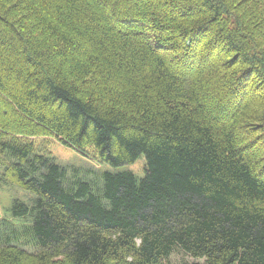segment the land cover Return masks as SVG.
Segmentation results:
<instances>
[{
    "label": "trees",
    "instance_id": "16d2710c",
    "mask_svg": "<svg viewBox=\"0 0 264 264\" xmlns=\"http://www.w3.org/2000/svg\"><path fill=\"white\" fill-rule=\"evenodd\" d=\"M131 2L0 0V168L34 197L0 264H264V0ZM34 137L144 176L93 190Z\"/></svg>",
    "mask_w": 264,
    "mask_h": 264
},
{
    "label": "rangeland",
    "instance_id": "374dc122",
    "mask_svg": "<svg viewBox=\"0 0 264 264\" xmlns=\"http://www.w3.org/2000/svg\"><path fill=\"white\" fill-rule=\"evenodd\" d=\"M131 1L132 5H134L135 7H139L142 4L151 3V1L153 0ZM121 28L124 30L127 29L123 27ZM128 28H131L132 30L137 29V27L134 25L128 26ZM158 53L162 55V53ZM215 53L216 48L212 51V55ZM212 61H214L213 57L209 58L206 63H210ZM189 71L193 70L190 69ZM207 91L208 90L206 89V93ZM206 93L204 97L210 98V101L213 103L216 98L215 95L211 94L208 96ZM236 99V102L233 103L237 104L240 101V96H238ZM208 102L209 101H207L206 106L210 105V103ZM18 116H20V118L22 119H25V117L19 114ZM235 134L237 135V142L248 141V137L244 138L242 135H240L239 131H235ZM32 141L34 142L36 147V154L49 157L55 164L65 170L66 177L68 179L72 181L88 182L93 190H95L96 187H101L100 176L103 173L118 174L123 172H130L137 179H141L144 176L145 159L143 155L139 156L133 164L120 167H111L107 164H102L98 160L96 153H94L93 151H89L87 154H81L73 148L63 146L54 138L34 137L32 138ZM255 148L256 146H254L253 148V153L257 152ZM250 154L251 153H248L247 155L249 156ZM33 198V195L29 192H26L16 186L5 184L2 178V169L0 168V245H3L5 243V235L9 234L10 232L9 225L4 221H8L14 226L15 230L19 232L22 230L23 226L26 225L23 218L12 216L11 207L14 201L18 200L30 206L32 204ZM16 244L24 247L25 249L32 250V246H30L27 242H23V240H20ZM168 264H203V261L195 260L184 254L182 251H175L170 255Z\"/></svg>",
    "mask_w": 264,
    "mask_h": 264
}]
</instances>
